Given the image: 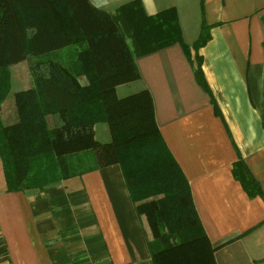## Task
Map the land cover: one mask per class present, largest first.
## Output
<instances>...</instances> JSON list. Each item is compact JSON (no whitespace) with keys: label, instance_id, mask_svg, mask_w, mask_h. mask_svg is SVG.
Segmentation results:
<instances>
[{"label":"crops","instance_id":"1","mask_svg":"<svg viewBox=\"0 0 264 264\" xmlns=\"http://www.w3.org/2000/svg\"><path fill=\"white\" fill-rule=\"evenodd\" d=\"M90 1L113 12L129 0ZM140 1L148 15L174 7L185 45L206 32L197 54L209 92L175 45L137 59L140 80L116 94H134L125 87L150 92L156 125L188 183L215 264H264V0H198L194 39L180 19L184 0ZM96 126V140L108 143L107 127L99 140ZM237 162L260 194L250 197L241 187ZM122 178L111 165L42 192H8L0 160V264H153L147 225Z\"/></svg>","mask_w":264,"mask_h":264},{"label":"trees","instance_id":"2","mask_svg":"<svg viewBox=\"0 0 264 264\" xmlns=\"http://www.w3.org/2000/svg\"><path fill=\"white\" fill-rule=\"evenodd\" d=\"M142 6L140 0H129L110 12L94 9L90 0H0L4 183L8 192H42L62 180L117 165L147 225L152 263L215 264L188 183L156 125L150 92L116 94L118 86L140 80L137 59L175 45L208 93L197 54L206 32L185 45L174 7L148 15ZM22 62L28 66L29 85L14 92L15 113L4 121L11 67ZM98 124L107 127L108 143L96 140ZM233 174L250 197L260 194L241 162Z\"/></svg>","mask_w":264,"mask_h":264},{"label":"rangeland","instance_id":"3","mask_svg":"<svg viewBox=\"0 0 264 264\" xmlns=\"http://www.w3.org/2000/svg\"><path fill=\"white\" fill-rule=\"evenodd\" d=\"M183 1V0H182ZM198 0H184V2L180 5L182 6L181 10V20L183 23V26L187 30L186 35L187 39L196 38L199 34V6ZM12 72V90L9 96L7 97L4 104H2V118L4 121H7V114L13 115L15 113L14 105L13 103V94L19 89H23L27 87L26 85H29V77L28 76V66L25 64V62L18 63L16 65H13L11 67ZM83 83H85V80L82 79ZM132 86V85H129ZM129 93H135L134 87H125ZM124 91V89H123ZM123 91H119V96L122 95ZM97 138L100 140V129L105 127L104 124H98L97 126Z\"/></svg>","mask_w":264,"mask_h":264}]
</instances>
